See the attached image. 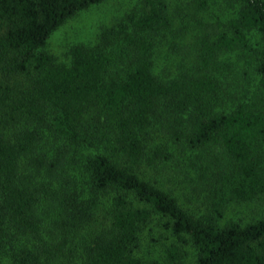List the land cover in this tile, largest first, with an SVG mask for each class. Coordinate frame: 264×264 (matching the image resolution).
I'll use <instances>...</instances> for the list:
<instances>
[{
    "label": "trees",
    "instance_id": "1",
    "mask_svg": "<svg viewBox=\"0 0 264 264\" xmlns=\"http://www.w3.org/2000/svg\"><path fill=\"white\" fill-rule=\"evenodd\" d=\"M104 1L0 0V264H264V218L224 220L264 201V0H130L46 51Z\"/></svg>",
    "mask_w": 264,
    "mask_h": 264
},
{
    "label": "rangeland",
    "instance_id": "2",
    "mask_svg": "<svg viewBox=\"0 0 264 264\" xmlns=\"http://www.w3.org/2000/svg\"><path fill=\"white\" fill-rule=\"evenodd\" d=\"M130 0H105L79 12L60 26L50 37L46 51L58 61L66 60V53L75 44L92 45L104 26H109L120 17ZM264 218V201L257 204L231 206L227 210L224 220L239 223L253 222ZM189 253V252H188ZM187 262H190L187 256Z\"/></svg>",
    "mask_w": 264,
    "mask_h": 264
}]
</instances>
